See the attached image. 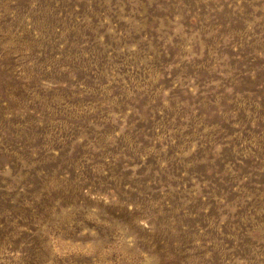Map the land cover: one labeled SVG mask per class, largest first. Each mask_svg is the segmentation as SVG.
I'll use <instances>...</instances> for the list:
<instances>
[{"label": "rangeland", "instance_id": "374dc122", "mask_svg": "<svg viewBox=\"0 0 264 264\" xmlns=\"http://www.w3.org/2000/svg\"><path fill=\"white\" fill-rule=\"evenodd\" d=\"M0 264H264V0H0Z\"/></svg>", "mask_w": 264, "mask_h": 264}]
</instances>
